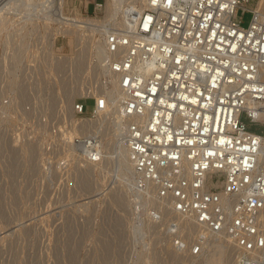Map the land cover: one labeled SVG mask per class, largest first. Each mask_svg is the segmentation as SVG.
Segmentation results:
<instances>
[{"label": "built area", "instance_id": "1", "mask_svg": "<svg viewBox=\"0 0 264 264\" xmlns=\"http://www.w3.org/2000/svg\"><path fill=\"white\" fill-rule=\"evenodd\" d=\"M106 3L95 2L92 18L68 16L103 20L106 12L102 17L98 13ZM256 4L145 0L141 6L121 1L122 24L120 13L90 29L78 26L71 35L57 33L71 24L42 14L48 33H54L49 41L53 53L31 52V84L25 83L33 90L42 78L56 85L57 78L51 82L46 77L51 69L60 85L64 78L80 76L94 85V92L81 89L71 110L66 106L60 124L52 121L59 113L41 120L55 139L48 152L57 153L63 167L76 164L82 155L103 161L101 135L78 133L77 127L87 114L109 115L110 126L119 127L112 133L133 165L136 191L155 189L171 214L161 219L153 207L157 226L165 227L173 249L193 264L207 254L212 241L222 239L235 249L231 264H264V10ZM245 13L251 14L246 26ZM58 35L74 44L62 56L53 48ZM85 36L90 39L86 46ZM23 49L15 48L11 69L19 67ZM84 53L91 64L80 74L76 59ZM59 63L67 64L65 70ZM113 80L118 86L114 94ZM99 81L106 88L98 87ZM24 91L28 101L35 96L27 86ZM114 101L120 106L115 118L110 115ZM71 128L75 134L67 139ZM68 148L73 155L65 157ZM182 221L195 230L190 238Z\"/></svg>", "mask_w": 264, "mask_h": 264}, {"label": "rangeland", "instance_id": "2", "mask_svg": "<svg viewBox=\"0 0 264 264\" xmlns=\"http://www.w3.org/2000/svg\"><path fill=\"white\" fill-rule=\"evenodd\" d=\"M95 2L107 0H65L64 12L92 18ZM254 3L257 9L259 0ZM106 7L107 3L105 10L98 13L100 17ZM15 8L8 10L7 24L0 30V264H165L166 260V264H172L158 240L165 227L139 228L153 206L144 203L136 192L134 179H121L115 163L97 167L93 173L97 188L90 195L78 189L76 164L63 167L58 154L47 151L51 147L49 142L55 139L41 120L48 121L50 117L54 123H61L60 114L67 106L61 101L63 85L53 69L46 77L51 82L53 77L57 78L56 85L45 83L42 78L33 90L25 82L31 84V52L34 50L38 56L53 53L49 41L54 33H48L42 12H38L40 5L31 12V6L18 1ZM250 19L251 14L245 13L243 25H248ZM88 41L85 36L83 44L86 46ZM20 45L24 46L18 53L22 61L19 67L11 69L15 48ZM53 48L56 56L67 53L69 37L56 36ZM26 86L35 92L29 101ZM87 102L91 109L92 100ZM52 112L59 113L58 117H52ZM85 118L97 117L87 114ZM114 138L111 132L106 139ZM30 147H35L33 154ZM117 186L124 191V204L112 200L111 189Z\"/></svg>", "mask_w": 264, "mask_h": 264}, {"label": "bare ground", "instance_id": "3", "mask_svg": "<svg viewBox=\"0 0 264 264\" xmlns=\"http://www.w3.org/2000/svg\"><path fill=\"white\" fill-rule=\"evenodd\" d=\"M18 1L24 2L25 4H27L28 7L31 6V12H34L37 9L36 6L38 5V7H39V5H40V8H38L39 11L38 10L37 11L42 12L41 14H45L47 16H51V15L55 16L56 18H54V19L63 25L71 24L70 27L65 25L63 27L58 28L57 33L63 32L65 34H70V35L76 34V28L78 26H84V27H87L88 29H90L91 27L94 26V24L98 25V24H102L103 21L115 20L120 13H121V15H120L121 18L119 19V22L122 24L125 20V11L123 10L122 5H120V2L123 0H112V1L107 0L106 15H105V18L103 20H95V19L90 20L89 19V20H85V21L79 20L78 18L66 15V13L64 12V5H65L64 1L65 0H42L41 3H39V4H37V3L35 4L34 0H2L0 3V30L2 27L6 26V24H7L8 10L14 9L15 5ZM130 2H132L133 4L139 3L142 6V4L145 2V0H130ZM263 6H264V0H259L257 9L258 10H264ZM15 9H17V8H15ZM39 16H40V13H39ZM76 17H79V16H76ZM67 19L70 21H68ZM17 26H18V24H17ZM14 29H16V28H14ZM72 44H73V41L70 38L69 45H72ZM98 50H99V54L101 55L102 50H103V45L100 43L98 45ZM76 61H77L76 62L77 68H78L80 74H82L83 72L88 70L86 68H87V66H89V64H91L90 58L86 53H84L83 55L81 54L80 56H77ZM59 66L61 67V70H65L64 68H66L67 64L63 65V63H59ZM62 85H63V92H64V96H65V103H66L67 107L70 108V110L73 107L74 97L77 94L81 93V89H83L85 86H87V88H89L90 90H92L94 92V85L89 84L87 82L83 83V79H81V76L78 78H70V77L64 78L62 80ZM106 85L107 84L104 81H99L98 87L106 88ZM110 88H111L113 94L115 92H117L118 86H117V83L115 80H113L111 82ZM42 92H43V90H42ZM93 92H91L90 94H94ZM53 94L52 95L55 96L54 92H53ZM119 109H120L119 104H117V101H114V104L111 107L110 115H112V117L115 118L116 115L118 114L117 112ZM110 118L111 117L109 115L101 114L96 119H90V118L83 119L82 121H80V123L77 127V131H79L78 133H82V134L99 133L101 135V141L103 143L102 144L103 154H104L103 161H101V162L90 161L87 158V155L86 156L85 155L79 156L77 161H76L77 162L76 163L77 169H75V171L77 170V177L76 178L78 180L76 178L75 179L77 180L78 189L82 192L87 193V194L89 193L90 195L97 188V179H95L93 176L94 170L97 167L106 168V167L115 163V165L117 164L119 172L121 173V176H122L121 179H125V177L129 181H132L134 179L133 165L128 158L125 146L122 145L121 142H119V140L117 138H115V140H113V141H109L106 139L107 136L112 131L115 133L119 130L118 126H116V128H114V129L110 126V123H109ZM76 123H77V121L74 119L73 125H75ZM75 128H76V126H75ZM74 134H75V132L72 130V128H71V130L65 132L67 139L72 138ZM30 146L32 147L33 145L31 144ZM33 150L35 151V147H34V149H32V154L34 152ZM70 150H71L70 148L66 149L65 157L70 156L71 152L73 155V151H70ZM47 151H49V150H47ZM130 189H131V187H130ZM111 190H112V195H113V196L111 195L113 202L118 204V205L124 204L126 199H125V195H124V191H123L122 187H120V186H117L114 188L112 187ZM139 195L142 197L144 203L152 205L157 211H159V213H162V214H160L161 219L162 218L166 219L171 215L170 211L167 209V205L163 202H160L156 198L155 189H149L145 192H139ZM77 202H79V201H77ZM139 203H140V201H139ZM80 204H82V202ZM86 204L87 203L84 202L82 205L84 206ZM126 205H128V204H126ZM87 206H88V204H87ZM158 221L159 220L156 219L150 211H147V218L142 221L139 228L140 229L146 228L147 230L148 229L149 230H151V229L155 230V228L158 229L159 228L157 226ZM182 229H184L188 233V238H190L195 231L194 228L191 226V224L189 222H186V221L185 222L182 221ZM14 230H15V228H14ZM24 230H23V232H24ZM10 231H11V228H10ZM158 240L162 242V250L168 254L169 259L171 260L172 264H193L191 262V260L187 257V255L180 254L173 249V246H172L170 240L168 239V236L160 233L158 236ZM235 257H236L235 249L229 244V242L227 240H225V239L216 240V241L211 242L207 254H205L196 264H231L234 262ZM145 260H147V259H145ZM166 262H168V261L166 260L165 264H166Z\"/></svg>", "mask_w": 264, "mask_h": 264}]
</instances>
